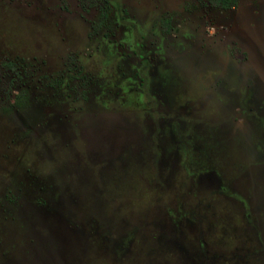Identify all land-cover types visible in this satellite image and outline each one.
<instances>
[{"label":"rangeland","instance_id":"374dc122","mask_svg":"<svg viewBox=\"0 0 264 264\" xmlns=\"http://www.w3.org/2000/svg\"><path fill=\"white\" fill-rule=\"evenodd\" d=\"M0 264H264V0H0Z\"/></svg>","mask_w":264,"mask_h":264},{"label":"flooded vegetation","instance_id":"af4514ba","mask_svg":"<svg viewBox=\"0 0 264 264\" xmlns=\"http://www.w3.org/2000/svg\"><path fill=\"white\" fill-rule=\"evenodd\" d=\"M222 8H227V7H229V3H221V5H220ZM122 18V16L120 15V19ZM121 22H123V21H121ZM129 26H130V28H131V33H132V37H133V42H134V46H133V48H134V50H135V53L140 57V58H142L143 59V63H147L148 62V59L144 56V54H143V52H142V47H143V45H142V41H141V36H140V34H141V30H139V28L136 26V23H135V21H130V24H128ZM161 48V44H158L157 45V47L156 48ZM231 51V50H230ZM160 54H162V56H163V53H160ZM146 58V59H145ZM236 58V57H235ZM234 58V61H232V60H230L229 59V61L230 62H235V60H237V59H235ZM152 60V59H151ZM177 60V59H176ZM195 60H196V58H195ZM210 64H209V66H213L212 68H216L220 63H221V59H215V58H212V59H210ZM175 62H180V59L178 60V61H173V62H170V61H168V60H166V59H164V58H162L161 56L159 57V56H157L153 61H151L150 63H149V66H150V70H149V72L147 73V72H145V74H147L148 75V80H147V76L145 75V74H143L142 73V67L140 68V70H141V72H140V76H141V78H142V82L140 83V88L142 89V91H143V99H142V101L144 100V102L145 103H147L149 106H147V109L148 110H150L151 111V113H155L154 111H157V113H160L161 111H159L160 110V108L158 107V104H157V102L155 101V99H156V97H158V96H161V97H165L166 99H167V97H166V95H165V93L164 92H162V91H159L158 89H157V86L155 85V86H153V80H155V78H156V76L160 73V68L162 69L163 68V66H164V68H167L168 66H170V64H173V63H175ZM195 62L196 61H193L192 62V65H195ZM242 62V61H241ZM240 62V63H241ZM247 62V61H246ZM245 62V63H246ZM237 63H239L238 61H237ZM248 63H246L245 65H247ZM162 66V67H161ZM160 67V68H159ZM155 69H156V71H155ZM155 72V73H154ZM191 73H193V72H191ZM202 73V72H201ZM217 71H212V72H209L208 73V75L209 76H213V75H217ZM143 74V75H142ZM188 79V78H187ZM231 79V78H230ZM231 80H233V79H231ZM187 85L188 86H190L189 85V81H187ZM141 101V102H142ZM168 102V101H167ZM179 108H180V105L178 106ZM148 115H150V114H148ZM155 115V114H154ZM152 118H154L155 120H157L156 118H155V116H152Z\"/></svg>","mask_w":264,"mask_h":264}]
</instances>
